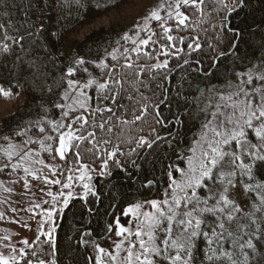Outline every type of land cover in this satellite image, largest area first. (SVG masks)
<instances>
[{"label": "snow or ice", "instance_id": "snow-or-ice-1", "mask_svg": "<svg viewBox=\"0 0 264 264\" xmlns=\"http://www.w3.org/2000/svg\"><path fill=\"white\" fill-rule=\"evenodd\" d=\"M248 2L158 0L142 23L134 24L106 53L112 64L76 56L54 76L49 64L57 69L62 65L52 57L27 61L43 115L13 133L19 142L0 137L5 142L0 144V174L15 177L0 180V192L12 193L7 184L21 181L29 190L32 180L59 190L49 188L50 201L27 209L31 218L42 217L37 235L31 243L22 239L18 249L4 244L10 254L0 252V264H59L54 215L75 199L85 205L100 203L104 194L97 178L135 182L149 175L140 188L158 198L149 199L137 189L139 198L122 210L124 217H132L126 225L113 213L103 236H94L88 227L68 236L75 248L90 250L87 264H264V56L248 60L243 70L232 67L223 83H211L219 79L222 60L232 56L235 65L245 59L240 55L244 21L232 25L230 19L239 18ZM7 5L8 0H0V10ZM48 6V0H25L24 16L28 19L36 10L43 14ZM8 17L4 12L0 21ZM12 27L10 19L0 22L4 41L23 49L25 37L9 36ZM44 31L41 23L27 35L39 37ZM10 51L11 45L0 43V53ZM42 51L47 53V45ZM88 64L100 75L90 72ZM178 70L183 73L173 83ZM83 75L84 80L74 78ZM0 95L11 92L0 88ZM146 130L147 135L141 134ZM45 156L63 163H45ZM128 195L118 193L121 200ZM0 203H7V197ZM86 211L92 216L96 209ZM9 240L0 237V242ZM102 241L109 247L101 246Z\"/></svg>", "mask_w": 264, "mask_h": 264}, {"label": "trees", "instance_id": "trees-1", "mask_svg": "<svg viewBox=\"0 0 264 264\" xmlns=\"http://www.w3.org/2000/svg\"><path fill=\"white\" fill-rule=\"evenodd\" d=\"M133 1L135 0H81V4H77L76 0H67V3H65V0H48L50 6L45 7L43 14H39L38 10L29 12L28 19H26L23 12L25 0H8L7 7L0 10V15L7 12L9 13V17L0 22L7 24L8 19H10L13 27L8 29V35L17 38L24 36L25 39L23 41L24 47L21 49L18 44H12L11 40L4 41V34L0 32V43L6 42L11 45L10 53H0V86L13 90H21L25 95V100L18 109L2 119L0 123V137L9 135L16 142L17 138L13 133L23 128L28 121L35 120L43 115L39 107L41 96L28 70L27 61L40 56L42 58L40 62H43L52 57L55 64L62 65L61 68L57 69L49 64L48 70L54 76H59L60 72L63 71V67H66L76 56H83L89 61H98L103 58L109 64H112L113 62L110 57H107L106 53L117 47L116 42L120 40V37L125 32H131L133 25L142 22V18L148 13L133 17V21L128 26L112 21L108 27L91 29L81 37L79 33L83 28L91 25L96 20L112 14L117 15L124 9L133 6ZM97 3L101 7H96ZM38 15H40L39 19L37 18ZM241 21H244L246 32L244 42L240 44V55L245 57V59L243 63L236 62L235 65L233 64L234 57L232 56H229L227 60H222L221 67L217 71L219 79L214 78L211 81L212 84L223 83L224 76L232 67L235 66L236 70H243L248 60L255 61L256 58L264 56V0H249L243 12L239 14V18L233 15L230 19L232 25L240 24ZM41 23L45 26V31L39 37L27 35L29 31L35 33V29ZM205 26L209 27V25ZM52 33H56V35L53 36ZM173 34L175 35L176 33ZM179 34L189 35L188 32ZM121 44H123V41H121ZM45 45L48 47L47 53L42 51ZM124 46L131 47V44ZM156 47L158 48V46ZM184 47L186 49V45ZM146 50H150V48ZM17 57L22 59L18 60ZM139 62L155 63V60L146 61L145 59H141ZM121 63H123V60H121ZM176 63L177 61H172L173 66ZM86 67L95 76L100 75V71L93 64H88ZM182 73L183 70H178L174 74L173 83L180 79ZM74 78L84 80L87 77L83 75ZM191 78L197 79L196 74L193 73ZM206 83V81L202 82L200 86L204 87ZM53 115H58V111ZM141 134L147 135V130ZM22 139L24 138L21 137L20 140ZM4 143L0 139V144ZM32 147L37 148L38 146L32 145ZM47 158L45 156L46 160ZM57 162L60 164V161ZM0 178L11 179L13 177L4 173L0 174ZM148 178H151L150 175L142 176L140 180L135 182L113 179L110 183H105L104 178H97L95 180L97 187L104 194L100 203L85 205L80 199L73 200L69 208L62 215V219L56 229L59 264H87L86 257L89 256L90 250L84 251L82 248H75V241H69L68 236H77V230L84 227L90 228L96 237L103 236L106 222L114 219L113 213L116 216H120L121 222H126L127 217L122 215V210L127 203L135 202L139 198L136 194L137 189H140L144 193V196L149 199L158 198V196L150 195L149 192L140 188L141 181ZM113 184H122L123 187L113 188ZM119 192H127L130 195L121 200L118 197ZM110 193L117 194V198L113 200ZM241 202H245L242 195ZM113 204L117 206L110 207ZM89 206H94L96 209V212L92 216H89L86 211ZM59 216L60 214L57 217L56 224L59 222ZM261 243H264V241ZM101 246L108 247L109 244L102 241ZM201 247H203V244H201ZM43 258L48 259V257Z\"/></svg>", "mask_w": 264, "mask_h": 264}, {"label": "rangeland", "instance_id": "rangeland-1", "mask_svg": "<svg viewBox=\"0 0 264 264\" xmlns=\"http://www.w3.org/2000/svg\"><path fill=\"white\" fill-rule=\"evenodd\" d=\"M157 3L158 0H135L132 3L133 6L124 9L122 12L118 13L117 15L112 14V15L104 16L93 22L91 25L83 28L80 31L79 36L81 37L86 32L94 28L97 29L100 27H108L112 23V21L117 24L128 26L133 21L132 20L133 17L138 16L140 14L144 15L149 13L148 11H151L152 6L157 5ZM154 26L155 27L157 26L156 22L152 23L153 28ZM0 88H3L5 91L10 90L11 92V95L9 96L0 95V123H1L3 118L13 113L23 104L25 100V95L21 90H13L11 88L2 87V86H0ZM57 161H60L59 158H57L55 162H53L50 157H48L47 160L45 159V163H58ZM62 163L60 161V164ZM45 174H47V170H45ZM12 179H15V177L11 179L0 178V180H4L6 182ZM7 186L13 188L12 193L7 194L0 192V200H2L5 196L7 197V203H0V212L4 214V218L0 219V237H4L5 235L10 237L9 241L0 242V252H2L5 255L10 254V249L5 248L4 244L11 243L14 247L18 249L19 247L23 246L20 243L22 239L27 238L30 243L35 239L39 224L43 222L42 217L40 215H36L34 219L31 218L33 216V212H29L27 211V209L32 204L41 203L44 200L50 201V197H48L46 194L49 188H51L53 192L59 190V186L46 185L42 180H32L30 183L29 190H25L23 188L22 181L16 184H7ZM41 189H43V191H41ZM26 191L28 194H25ZM47 207H49V205L41 204V208H47ZM12 208L17 209V211L13 212ZM34 212L40 213L41 209H34ZM57 217H58L57 215H54L55 225L57 223ZM131 218L132 217L129 215L127 217L126 222H121V223L126 225L127 221ZM25 223H27L29 226L24 227L23 225ZM46 229H47V225L45 226V230Z\"/></svg>", "mask_w": 264, "mask_h": 264}, {"label": "water", "instance_id": "water-1", "mask_svg": "<svg viewBox=\"0 0 264 264\" xmlns=\"http://www.w3.org/2000/svg\"><path fill=\"white\" fill-rule=\"evenodd\" d=\"M65 211H66V210H65ZM65 211H64V212H65ZM64 212L61 213L60 216H59V220H58L59 222H58V224H56V229H57L58 226H59V223H60V221H61V219H62V215L64 214Z\"/></svg>", "mask_w": 264, "mask_h": 264}]
</instances>
